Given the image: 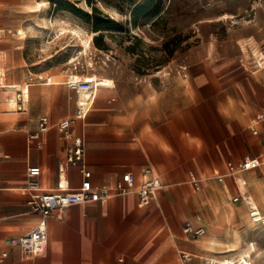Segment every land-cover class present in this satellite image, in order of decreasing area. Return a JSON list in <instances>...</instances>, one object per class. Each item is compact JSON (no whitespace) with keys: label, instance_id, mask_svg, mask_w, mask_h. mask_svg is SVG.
Returning <instances> with one entry per match:
<instances>
[{"label":"crops","instance_id":"crops-1","mask_svg":"<svg viewBox=\"0 0 264 264\" xmlns=\"http://www.w3.org/2000/svg\"><path fill=\"white\" fill-rule=\"evenodd\" d=\"M16 3L0 0V25L9 24L5 15ZM261 8L250 18L206 17L209 30L198 34L199 43L186 50L182 63L173 65L172 59L152 78H107L112 85L95 92L86 116L70 126L84 141L81 165L90 176L69 166L65 175L70 188L105 186L109 194L50 217L44 249L34 255L9 243L38 220L26 203V167H40L43 188L55 186L68 145L57 124L73 117L80 93L75 97L64 78L51 72L29 83L24 109L16 110L8 96L20 88L15 77L21 71L3 34L0 74L12 83H1L0 90V264H182V252L191 255V264L236 259L242 246L207 255L224 244L225 227L240 226L253 205L264 216V118L252 123L264 113ZM41 116L48 117V129L29 138ZM246 157L258 158L259 165L242 168ZM145 168L162 181L154 200L143 204L134 190L117 192L123 173L131 172L138 186ZM224 211L228 219L221 218ZM186 222L205 233L187 236Z\"/></svg>","mask_w":264,"mask_h":264},{"label":"rangeland","instance_id":"rangeland-1","mask_svg":"<svg viewBox=\"0 0 264 264\" xmlns=\"http://www.w3.org/2000/svg\"><path fill=\"white\" fill-rule=\"evenodd\" d=\"M36 1L45 4L37 9ZM256 1L260 5L254 9V0H17L5 15L7 29L0 25V38L4 34L11 40L21 71V77H15L21 84L16 86L44 81L54 72L64 78L63 83L67 76L78 80L94 77L104 90L112 85L107 78L148 79L172 59L173 65L182 63L186 50L199 43L198 34L209 30L203 19L221 14L250 18L264 6V0ZM262 8L259 14L264 17ZM61 24L67 28L64 34ZM96 24L100 29L95 30ZM73 27L82 36H91L86 50L77 34L68 30ZM19 28L23 34L17 33ZM3 56L9 57L6 51ZM0 83L11 86L12 81L1 73ZM70 91L75 97L79 94ZM244 220L239 228L225 227L224 244L207 256L230 254L229 249L249 244L264 255V224L253 221L248 212ZM249 254L250 264H262L264 257Z\"/></svg>","mask_w":264,"mask_h":264},{"label":"built area","instance_id":"built-area-1","mask_svg":"<svg viewBox=\"0 0 264 264\" xmlns=\"http://www.w3.org/2000/svg\"><path fill=\"white\" fill-rule=\"evenodd\" d=\"M66 85L75 89L78 93H82L84 96L77 101V107L73 117L64 118L58 122V127L61 130L62 136L68 140L66 147L65 161L58 165V177L55 186L51 189L43 188L39 182V176L41 169L37 165H29L26 167V189L28 191V198L26 203L29 207V211L38 216V220L35 225L27 232L12 237L9 239V243L16 245L20 250L28 255L38 254L44 249V239L47 233V220L55 216V214L72 204H80L90 201H97L109 194L107 187L102 186L96 189H89L85 186L78 188H70L65 175V169L69 167H77L81 172V175L86 178L90 176V171L86 170L81 162L84 158L85 146L81 136L75 134L71 130V124L79 118H84L92 105V99L100 82L96 80H78L71 76H68ZM4 87L0 83V90ZM16 98L14 106L16 110L22 111L23 103L27 96L24 94L23 89L17 88L15 91ZM264 118V113H258L252 119L254 124L256 121ZM49 127V119L47 116H41L39 118L37 128L29 133V138H38ZM264 137V136H262ZM259 165L258 158L246 157L241 162V167L244 169L253 168ZM142 182L136 186L135 179L131 172H125L116 183V190L118 193L134 190L138 196V199L143 204H149L155 199L158 188L162 185V181L159 176L153 174L150 168L143 170ZM221 179L222 177H218ZM189 181L195 189H199V180L193 174L189 172ZM235 200L237 198H234ZM250 216L253 220H256V214L253 210L250 211ZM183 232L191 238H196L205 233L203 226H196L191 222H186L183 226ZM3 256L5 253L2 254ZM182 264H191V255L186 252L181 253ZM228 258H201L199 264H241L237 259L232 261ZM249 262V257H247ZM250 264V262L248 263Z\"/></svg>","mask_w":264,"mask_h":264},{"label":"bare ground","instance_id":"bare-ground-1","mask_svg":"<svg viewBox=\"0 0 264 264\" xmlns=\"http://www.w3.org/2000/svg\"><path fill=\"white\" fill-rule=\"evenodd\" d=\"M45 4V2H43V1H36V3L34 4V6H35V8H37V9H41L42 7V5H44ZM46 6V5H45ZM60 30H62V33L64 34V33H66L67 32V28L65 27V26H62V24H61V27H60ZM68 30H72L73 31V33H75V34H77V36L79 37V39H80V42H81V44L83 45V47H84V50H86L88 47H90V39H91V36H88V37H84V36H82L81 35V33H80V31H78L77 29H75L74 27L73 28H69ZM2 30L0 29V35H2V33L3 32H1ZM17 33L18 34H23V30H22V28L20 29H17ZM83 34V33H82ZM90 34V33H89ZM3 78V77H2ZM95 80L96 78H94V77H91L90 78V80ZM90 80H88V81H90ZM98 82V81H97ZM5 85V84H4ZM7 85V84H6ZM21 89H23V91H24V94L28 97L29 96V94H30V85H29V82H27V83H25L23 86H22V88ZM102 88H100V90H101ZM99 90V89H98ZM79 97L80 98H82L83 97V94L82 93H80L79 94ZM14 98H16V94H11L10 96H9V100L10 101H12V104H13V100H14ZM79 98V99H80ZM251 208V207H250ZM249 208V209H250ZM226 209V208H225ZM254 212H255V214H256V220H258V221H264V216H262L261 215V213L259 212V210L257 209V207L255 206V205H253V209H252ZM221 218L222 219H228L229 218V214H228V212H226V211H224L223 213H222V216H221ZM250 251H252V252H254L255 253V255L256 256H262V257H264V255H262L261 254V251H257V250H255V247L253 246V244H249L247 247H240V248H238L237 250H236V253L238 254V257L236 258L239 262H242L241 264H248L249 262H248V260H247V257H250L251 255L249 254V252ZM254 255V256H255ZM232 259H234L233 257H228V259L227 260H230V261H232ZM262 264H264V260H262Z\"/></svg>","mask_w":264,"mask_h":264},{"label":"trees","instance_id":"trees-1","mask_svg":"<svg viewBox=\"0 0 264 264\" xmlns=\"http://www.w3.org/2000/svg\"><path fill=\"white\" fill-rule=\"evenodd\" d=\"M98 29H100V24L95 25V30H98Z\"/></svg>","mask_w":264,"mask_h":264}]
</instances>
